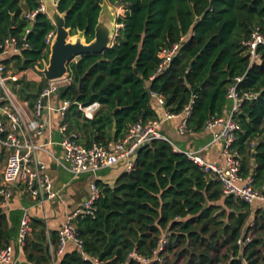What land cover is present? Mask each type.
Wrapping results in <instances>:
<instances>
[{"label":"trees","instance_id":"trees-1","mask_svg":"<svg viewBox=\"0 0 264 264\" xmlns=\"http://www.w3.org/2000/svg\"><path fill=\"white\" fill-rule=\"evenodd\" d=\"M107 1L123 8L116 19L122 27L111 47L68 63L71 82L60 95L76 102L64 117L68 128L81 133L86 146L117 139L131 124L157 119L159 105L152 95L157 93L171 113L190 104L187 125L199 131L209 118L224 115L228 88L241 77L238 93L257 97L240 105L241 131L233 147L241 157L240 174L264 192V44L257 47L260 62L252 64L245 45L254 29L264 37V0ZM102 2L58 0V10L68 11L71 35L84 30L87 42L94 37ZM37 7V0H0V42L21 35L29 26L23 13ZM50 31L55 27L46 14L37 13L27 34L29 47L12 58L18 70L48 58ZM174 44L178 48L168 66L157 72L160 51ZM18 83L19 97L32 106L42 85L37 90L33 82ZM94 102L99 109L89 119L77 103ZM97 185L101 195L93 215L73 219L81 251L67 246L56 264H93L89 257L101 264H140L129 253L151 256L161 237L166 240L159 251L162 261L152 264H264L263 204L223 194L213 173L174 151L168 140L143 145L130 171L121 172L112 185ZM30 225L22 248L27 264H52L49 246L57 248V231L47 232L37 218ZM247 235L250 240L239 246L238 239ZM11 239L8 217L0 210V248Z\"/></svg>","mask_w":264,"mask_h":264},{"label":"built area","instance_id":"built-area-1","mask_svg":"<svg viewBox=\"0 0 264 264\" xmlns=\"http://www.w3.org/2000/svg\"><path fill=\"white\" fill-rule=\"evenodd\" d=\"M38 7L33 11L23 13L28 20L29 26L19 36L9 35L0 42V145L7 151L6 159L2 170V184L0 186V210L5 209L12 196V185L20 182L32 197L39 203H44L54 198H61L60 191H54L49 177L44 173L45 164L37 158V153L44 150V145L39 143V136L45 128L47 119L43 117V111L56 112L59 114L62 122L58 129L61 133L60 146L62 148V165L73 174L95 173L101 168L109 167L117 162L125 161V170L130 171L134 165V157L143 145L154 139H165L159 130L160 119H148L145 122H135L130 125L126 134L117 139L108 140L105 143H92L86 146L79 142L78 133L68 128L64 117L66 111L72 102L68 99H59L57 106L50 104L53 94L59 95L58 88L66 86L71 82L69 74L57 80H46V86L36 95L33 105L30 106L28 100L20 99L15 91L20 84L21 73L25 70H18L12 58L21 55L25 48L29 47L27 34L34 22L35 16L39 12L45 13L44 0H37ZM122 24L116 23V29L113 34L114 39L117 36L118 29ZM55 32L50 31L45 36V43L49 47ZM259 44H264V37L258 29L252 30L249 38L245 41L250 64L259 63L260 57L257 53ZM178 45L174 44L170 48H164L159 56L161 63L157 72L162 71L168 66ZM4 59H10L7 63ZM47 62L46 58L39 59L33 68H42ZM241 77L235 78L234 83L228 88L227 99L230 101L228 111L221 116L209 118L204 125V129L211 134L213 142H220L222 145L221 155L223 162L215 163L205 161L196 151H181L173 145L174 151L183 152L194 163L199 165L203 171L213 173L220 181L222 192L225 195H233L244 200L249 204L259 202L264 207V192L257 189L252 184V178H244L240 174L241 157L233 147V143L241 131V126L236 118L240 110V105L245 100H251L257 97L256 92L238 93L236 86ZM157 104L164 106L162 95L153 93ZM46 98L45 105H42V99ZM98 103L83 106L77 103V107L86 116L90 115ZM182 115L178 125V131L185 133L190 131L187 125V117L190 115V104L186 105L179 114L171 113L168 110L164 112L165 119ZM167 140V139H165ZM101 195V189L95 181L89 185V193L85 200L66 217L65 222L59 227L58 246L56 249L50 247L52 264H56L55 257H59L66 247L71 244L74 248L81 251L82 240L79 238L77 228L73 219L82 215H93L95 203ZM31 220L27 212H24L17 229L15 243L22 249L26 238L31 232ZM250 240V235L240 238L237 241L239 246L246 244ZM166 240L164 237L159 239V245L154 249L151 256H142L134 250L129 253V257L138 261L140 264H152L156 261H162L159 251L162 250ZM83 253V252H82ZM87 257V256H86ZM93 264H101L98 258L89 257ZM0 264H14L13 246L9 243L0 248Z\"/></svg>","mask_w":264,"mask_h":264},{"label":"crops","instance_id":"crops-1","mask_svg":"<svg viewBox=\"0 0 264 264\" xmlns=\"http://www.w3.org/2000/svg\"><path fill=\"white\" fill-rule=\"evenodd\" d=\"M109 5L113 6L110 3ZM18 88H15L17 94ZM57 98L59 100L60 96L57 95ZM98 109L99 105L90 111L89 116L83 114L91 119ZM165 110L164 107L160 106L157 109V119L161 120L159 130L165 139L177 146L181 151H196L205 161L220 164L223 162V157L221 155L222 145L220 142L212 141L211 134L208 130L203 128L199 131L190 130L185 133H180L178 131V125L182 119V115L171 119H165ZM227 111L228 109L226 112ZM43 117L47 119V123L39 136V143L45 144V149L37 153V158L45 164L44 173L49 177L52 189L54 191H60L62 197L39 203L25 191L20 182H16L12 185V196L9 204L2 211L6 213L12 228V239L10 244L13 246L14 264H27L23 255V250L15 243L19 222L24 212H27L30 220L33 218L42 220L46 225L47 232L58 231L59 227L65 222L67 215L74 211L85 200L89 193V185L92 181L96 183L99 181L103 184L112 185L117 176L121 172L126 171L125 161L121 160L112 166L101 168L95 173L73 174L62 165V148L60 146L62 136L58 129L62 120L59 114L44 110ZM113 132L114 129L111 130V135H113ZM77 133L79 142L85 144L84 141L81 140L82 138H80L81 133ZM6 153L7 151L0 145V186L2 184V170L6 159ZM71 246L73 247L71 244L68 245V247ZM50 247L54 249L51 244L49 249Z\"/></svg>","mask_w":264,"mask_h":264},{"label":"water","instance_id":"water-1","mask_svg":"<svg viewBox=\"0 0 264 264\" xmlns=\"http://www.w3.org/2000/svg\"><path fill=\"white\" fill-rule=\"evenodd\" d=\"M44 4L45 14L55 27V34L49 45L47 62L42 68L37 69L45 80H57L67 75L68 63L74 58L87 53L99 54L113 45L117 15L107 0H103L100 5L94 27V37L88 42L85 40L84 30L70 34V28L66 27L65 21L68 11L58 10V0H44ZM64 91V86L58 88L60 95ZM46 100V98L42 99V105H45Z\"/></svg>","mask_w":264,"mask_h":264},{"label":"rangeland","instance_id":"rangeland-1","mask_svg":"<svg viewBox=\"0 0 264 264\" xmlns=\"http://www.w3.org/2000/svg\"><path fill=\"white\" fill-rule=\"evenodd\" d=\"M113 10H115V13L118 16L123 15V8L121 5H113L111 6ZM21 79L22 81H29L33 82L36 85V89L38 90L39 85H42V88L46 86V82L43 81V75H41L39 72H37L33 67H30L29 69H26L25 72L21 73ZM20 87V86H19ZM20 89V88H18ZM18 95V94H17ZM50 104L52 106H57L59 104V100L57 98L56 94H53L50 99Z\"/></svg>","mask_w":264,"mask_h":264}]
</instances>
